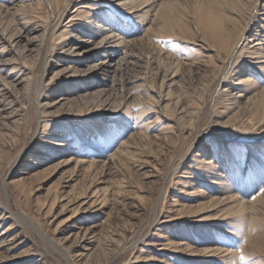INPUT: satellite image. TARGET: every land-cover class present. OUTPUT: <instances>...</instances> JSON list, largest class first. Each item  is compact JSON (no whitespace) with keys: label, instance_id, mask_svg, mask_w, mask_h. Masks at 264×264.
Instances as JSON below:
<instances>
[{"label":"rangeland","instance_id":"1","mask_svg":"<svg viewBox=\"0 0 264 264\" xmlns=\"http://www.w3.org/2000/svg\"><path fill=\"white\" fill-rule=\"evenodd\" d=\"M128 1L0 0V264H264V0Z\"/></svg>","mask_w":264,"mask_h":264},{"label":"bare ground","instance_id":"2","mask_svg":"<svg viewBox=\"0 0 264 264\" xmlns=\"http://www.w3.org/2000/svg\"><path fill=\"white\" fill-rule=\"evenodd\" d=\"M121 1V0H120ZM128 1V0H127ZM128 2H130V1H128ZM133 2V1H132ZM224 2V1H223ZM124 5H126L125 3H120L118 6H123L124 7ZM221 5V4H220ZM226 6H228V5H226ZM225 7V6H224ZM229 8V7H228ZM232 8V7H231ZM223 9V8H222ZM219 10V9H218ZM229 10H231L230 8H229ZM207 11V10H206ZM221 11V10H220ZM232 11H233V8H232ZM210 12V11H209ZM207 14H208V12H207ZM220 14V13H219ZM227 14V13H226ZM231 14H233V13H231ZM233 16V15H232ZM213 17V16H212ZM230 17H228V19H229ZM233 18H235V17H233ZM206 19H207V17H206ZM219 19V18H218ZM252 19V18H251ZM226 19H224V21H225ZM219 21V20H218ZM217 21V22H218ZM230 21H233V19L232 20H230ZM208 22H209V24H206L207 26L208 25H212V24H210V22L211 23H213V21L210 19V17H208ZM226 22V21H225ZM228 22V21H227ZM234 22H235V20H234ZM256 22V21H255ZM214 24V23H213ZM252 24H253V22H252ZM218 25V24H217ZM260 25V24H259ZM215 27V26H214ZM220 27V26H219ZM248 27H249V23H248V25H246V29H245V27L243 28L242 27V29L244 30L245 29V32L248 30ZM252 27V26H251ZM213 28V27H212ZM259 28V27H258ZM261 29H263V26H261L260 27ZM216 29V28H215ZM233 32V31H232ZM243 32V31H242ZM251 32H253V30L251 31ZM219 33V32H218ZM226 33V32H225ZM235 33V32H234ZM259 34V33H258ZM248 35H250V33L248 34ZM107 36V35H106ZM105 36V37H106ZM225 37V36H224ZM229 37V36H228ZM226 38H227V36H226ZM220 39V38H219ZM220 41V40H219ZM7 42H10L9 40H7ZM111 43H113V42H111V37H106V38H104L103 40H101L99 43H98V56H100L101 58H103L104 59V61H105V64L106 65H104V68H105V70H106V72L107 71H109V69H111V61H113L112 60V58L113 57H111L112 55H114L115 53H116V51H115V47L114 46H110V44ZM83 44V43H82ZM119 44V43H118ZM260 43H257L256 45H259ZM45 45V44H44ZM71 47H77V46H79L80 44L76 41V42H74V44H69ZM69 45H65V47H67V46H69ZM64 47V46H63ZM71 47H70V49H71ZM97 47V46H96ZM261 57V56H260ZM264 58V57H263ZM261 64V67H264V62H262V63H260ZM260 67V68H261ZM45 75V71L42 73V76L41 77H43ZM170 83V82H169ZM4 105V104H3ZM13 107V106H12ZM14 110V109H13ZM6 208V209H5ZM3 207V209L5 210V211H7V213L8 214H10L11 216H13V213L7 208V207ZM9 215V216H10Z\"/></svg>","mask_w":264,"mask_h":264}]
</instances>
